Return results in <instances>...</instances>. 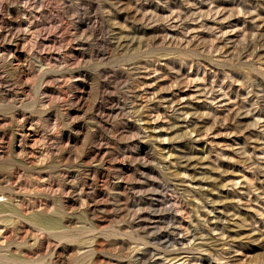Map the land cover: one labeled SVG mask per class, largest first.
Wrapping results in <instances>:
<instances>
[{"label": "rangeland", "instance_id": "obj_1", "mask_svg": "<svg viewBox=\"0 0 264 264\" xmlns=\"http://www.w3.org/2000/svg\"><path fill=\"white\" fill-rule=\"evenodd\" d=\"M0 264H264V0H0Z\"/></svg>", "mask_w": 264, "mask_h": 264}]
</instances>
